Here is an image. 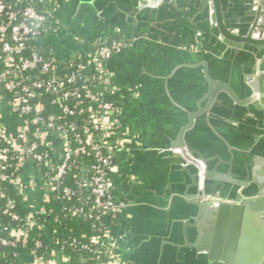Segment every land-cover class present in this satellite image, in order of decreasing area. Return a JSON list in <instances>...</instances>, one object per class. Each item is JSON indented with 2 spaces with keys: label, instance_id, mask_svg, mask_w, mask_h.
<instances>
[{
  "label": "water",
  "instance_id": "water-1",
  "mask_svg": "<svg viewBox=\"0 0 264 264\" xmlns=\"http://www.w3.org/2000/svg\"><path fill=\"white\" fill-rule=\"evenodd\" d=\"M139 1L138 5L131 3L125 7L112 0H68L60 17L67 29L87 25L95 37L107 30L112 34L126 31L128 38L140 39L141 35L132 31V22L124 14H134L139 7L152 11L161 0ZM201 1L204 8L211 5L212 25L219 30L220 40L213 41L214 48L190 53V60L162 76L154 71L159 59L155 51L180 53L183 49L178 35L159 42L144 35L147 39L142 47L124 49L109 59L119 100L116 101L115 94H107L105 99L121 109L122 122H128L125 125L136 136L130 145L133 150L129 163H136L137 152L141 151L150 157L159 177L158 184L146 179V187L159 198L142 200L134 224L137 232L125 229V239L130 234L134 239L132 245L126 246L134 264H264V0H250L247 4L250 20L244 31L237 24L230 27L226 24L232 10L229 12V4L224 0ZM201 43L207 45L209 41L201 40ZM125 56L132 57L133 68L126 73L124 83L114 64ZM184 68L192 69L191 76L195 77L198 70V76L206 84L200 92L198 109L189 112L188 122L175 136L159 137L166 144L165 149L146 151L142 139H155L151 134L156 127L154 121L144 117L142 106L162 92H157V80L165 82L164 95L172 98L169 83ZM204 100L206 103L202 105ZM217 100L224 103L223 116L218 119L227 129L225 135L221 134L222 139L213 137L217 121L208 119L211 128L196 120L202 115L211 117ZM230 108L240 111L236 119L229 117ZM138 109L142 111L140 116ZM199 122L207 132L197 128L193 140L207 133L209 140L218 139L224 156H203L197 148L198 140L189 141L188 131L194 125L196 129ZM185 160L194 163L195 169L187 166ZM171 162L177 164L176 175L181 173L190 179L174 191L163 182ZM217 163L225 165L221 168ZM169 179H173L172 174ZM206 179L221 183H206ZM118 201L123 203L122 214L132 220L133 203L124 198Z\"/></svg>",
  "mask_w": 264,
  "mask_h": 264
},
{
  "label": "built area",
  "instance_id": "built-area-1",
  "mask_svg": "<svg viewBox=\"0 0 264 264\" xmlns=\"http://www.w3.org/2000/svg\"><path fill=\"white\" fill-rule=\"evenodd\" d=\"M67 1L0 0V203L7 206L0 217L14 222L0 244L20 248L13 264H134L121 252L115 177L132 157L136 136L105 99L118 91L109 59L131 39L69 32L60 17ZM4 181L21 196L24 214L11 210L16 204ZM53 198L64 201V215L91 220L92 233L67 239L39 224L38 216L53 212L46 207ZM34 229L41 237L29 244Z\"/></svg>",
  "mask_w": 264,
  "mask_h": 264
},
{
  "label": "crops",
  "instance_id": "crops-1",
  "mask_svg": "<svg viewBox=\"0 0 264 264\" xmlns=\"http://www.w3.org/2000/svg\"><path fill=\"white\" fill-rule=\"evenodd\" d=\"M116 3L119 2L123 6L127 7L131 3L138 5L139 0H112ZM161 0L156 6L152 9L146 8H138V12L134 14H124L125 19L128 21V17L132 22L131 29L134 33H138L139 38H134L137 41L132 44L129 49L132 48H140L145 44V40L147 37L156 38L155 41H166L171 40L173 37L178 35L180 37V47L183 49L180 53L174 51H155L157 55H159V59L154 64V71L158 76L164 75L166 72H169L175 68L179 63L190 60V53H195V51H205L214 48L216 45L213 41L220 40L218 35L219 30L218 27L212 25L211 21V5L208 4L206 8L203 7V3L201 0ZM229 4V12L231 16L226 17V24L228 27L237 24L240 31L246 30V26L249 23L250 18L247 17V4L250 0H224ZM61 14L64 13L65 7ZM191 22V23H190ZM125 26V25H124ZM67 29V28H66ZM72 33H79L83 35H87L92 38L95 37L94 33L91 31V28L87 25H73L70 29H67ZM103 34H111L109 31H104ZM123 35H127L126 31H124ZM146 35V36H144ZM201 40L209 41L207 45L201 43ZM189 58V59H188ZM130 59L132 57L125 56L121 57L117 63H115V67L117 69H123L126 73L133 68L130 64ZM194 59V58H193ZM122 62V63H121ZM109 66V63H108ZM121 67V68H120ZM120 71V70H119ZM191 72L194 74L192 69L184 68L182 72L176 79H172L169 83L170 89L172 91L173 97L169 98L164 95V86L165 82L163 80H157V92L161 93L152 101L145 103L142 108L145 111V118H148L155 122L156 130L152 132L151 135L156 137L155 139L143 140L145 150H154L159 151L165 149L167 146L161 140L162 135H171L175 136L179 128L186 124L189 119V112L196 111L198 109V105L200 103V92H203V89L206 88V84L201 78L198 76L199 71L196 70L197 76H191ZM124 74L121 75L122 81L125 83L127 81V77ZM126 77V78H125ZM256 78H260V76H253ZM156 88V87H155ZM216 102L219 104L216 106ZM213 105V111L215 113L209 116H199L196 120H202L203 124H207L209 127L213 128L210 124H208V119L211 118L217 121L215 129L217 132L213 131V137H220L221 134H226L227 129L224 123H218L220 117L223 115V100H217ZM206 101L204 100L201 104L204 105ZM141 108V109H142ZM141 109L137 111L142 114ZM229 117L236 119L240 113V111L236 108H230ZM221 115V116H220ZM249 115V114H247ZM250 116V115H249ZM5 120L9 125L10 129L13 130V115L8 111L5 112ZM205 122V123H204ZM124 124L128 125V122L125 121ZM200 128L201 130L197 129ZM254 128V126H253ZM196 130L201 132L206 129L202 124L196 123L194 127L188 131V139L190 142H195L198 140V149L201 150L203 156H215L221 155L224 156V149L221 148L218 139L209 140L210 136L207 133L205 135L199 136V138L193 140V136L197 133ZM221 131V132H220ZM207 132V130H206ZM220 132V133H219ZM222 139V138H221ZM211 141V142H210ZM151 145L155 146L153 149L149 148ZM194 145V144H193ZM165 147V148H164ZM137 162L129 163L122 162L120 163V174L115 177L116 188L115 195L117 200L124 198L133 203L131 206L130 212L133 213L134 217L132 220L126 217L124 220L120 216L121 227L119 229V233H123L126 231L125 229L132 228L134 232H137V227L134 226L136 221H138V207L141 205L142 200L146 197L153 198L156 195H153V191L148 189L145 185L146 179L151 180L154 184L159 183V177L155 171L154 163H152L149 156L143 154L141 151L137 152ZM123 158H125L123 156ZM253 163V161H251ZM187 166H189L192 170L195 169V164L185 160ZM206 166L209 163H205ZM176 165L175 163H170L168 166L169 174L168 177H165L163 182L166 184H170L171 190L179 189L181 185L189 182V177L183 174L176 175ZM219 167H223L225 163H217ZM33 167H28L27 175L33 176L34 170ZM135 173V174H134ZM173 175V179L170 181L169 175ZM158 177V178H157ZM175 177V178H174ZM129 183V187H125L124 183ZM212 184H220V181H215L211 179H206V183ZM167 189V186L164 187ZM157 195L156 197H158ZM159 198V197H158ZM133 237L131 234L128 239H124L121 242V252L127 259L131 260L126 252V246L130 245L133 242ZM132 245V244H131ZM132 261V260H131Z\"/></svg>",
  "mask_w": 264,
  "mask_h": 264
},
{
  "label": "trees",
  "instance_id": "trees-1",
  "mask_svg": "<svg viewBox=\"0 0 264 264\" xmlns=\"http://www.w3.org/2000/svg\"><path fill=\"white\" fill-rule=\"evenodd\" d=\"M4 95H10L7 91H3ZM118 160V159H117ZM120 161V160H119ZM13 167L9 168L8 171H12ZM68 183L72 184V178H68ZM3 190L10 196V198L15 201L16 207L13 210L18 211L21 214H24V206L21 196H19L15 190L12 183L7 181L1 182ZM64 201L60 199L53 198L48 203L46 207L52 209L53 212L48 214H42L37 217L39 224L47 226L49 229L56 230L57 234L60 237H66L71 239V237L81 238L82 234H91L92 233V221L86 219L84 216H70L64 215L62 211ZM1 208H6L5 200H1ZM0 222L3 223L0 227V238L7 235V230L4 229L5 226L13 225V220L8 214H1ZM118 227H121V221H118ZM41 231L39 229H34L31 232L29 238V244L33 238H39ZM52 247L43 246L40 251L50 252ZM20 248L13 247L12 245H2L0 244V264H13L14 261H17ZM67 252H70L72 255L76 253L73 252L70 248H67Z\"/></svg>",
  "mask_w": 264,
  "mask_h": 264
},
{
  "label": "flooded vegetation",
  "instance_id": "flooded-vegetation-1",
  "mask_svg": "<svg viewBox=\"0 0 264 264\" xmlns=\"http://www.w3.org/2000/svg\"><path fill=\"white\" fill-rule=\"evenodd\" d=\"M136 41H137L136 39H133V38H132V39L130 40L131 45L134 44ZM121 63H122V62H121ZM120 68H121V67H120ZM119 70H120V72H121V75H122V74L125 75V72L123 71L122 68L119 69ZM114 94H115L114 97L116 98V101H118V100H119L118 91H117L116 93H114ZM123 183H124V182H123ZM124 186H125V187H129L130 185H129V183H126V182H125V183H124ZM121 215H122L121 218L124 220V218H125V214L123 213V214H121ZM123 234H124V235H127V232L124 231ZM128 234H129V233H128Z\"/></svg>",
  "mask_w": 264,
  "mask_h": 264
}]
</instances>
